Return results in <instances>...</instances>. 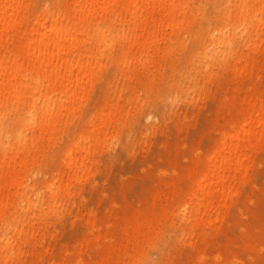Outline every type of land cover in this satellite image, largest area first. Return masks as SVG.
I'll return each instance as SVG.
<instances>
[{
  "label": "rangeland",
  "instance_id": "374dc122",
  "mask_svg": "<svg viewBox=\"0 0 264 264\" xmlns=\"http://www.w3.org/2000/svg\"><path fill=\"white\" fill-rule=\"evenodd\" d=\"M179 1L181 22L157 24L148 48L126 50L114 24L81 102L53 134L33 138L0 210V247L23 246L16 264H264V141L211 222L194 234L184 218L245 99L253 88L264 96V55L251 73L244 67L251 40L240 26L231 52L206 59L209 34L232 22L236 0ZM18 122L6 119L10 135Z\"/></svg>",
  "mask_w": 264,
  "mask_h": 264
},
{
  "label": "bare ground",
  "instance_id": "6f19581e",
  "mask_svg": "<svg viewBox=\"0 0 264 264\" xmlns=\"http://www.w3.org/2000/svg\"><path fill=\"white\" fill-rule=\"evenodd\" d=\"M34 2L0 0V152H4L0 210L34 149L30 147L33 138L53 134L91 86L103 48L112 44L114 24L123 27L115 36L122 38V46L128 50L137 42L140 47L152 46L157 24L181 22L175 18L179 0H49L37 10ZM234 6L232 22L230 14L223 27L209 34L212 48L206 47L204 56L210 60L217 53L231 52L242 26L251 40L246 50L250 55L243 59L251 73L264 55V0H236ZM131 25L124 33V26ZM253 91L242 104L240 127L233 134L222 135L190 191L184 218L194 234L222 208L237 176L247 169L252 152L264 141V96L255 88ZM11 114H16L19 122L10 135L5 122ZM229 122L233 125V120ZM8 149L18 154L9 157ZM61 189L69 193L68 185ZM49 190L55 196L54 187ZM18 230L21 233L20 226ZM27 234L25 231L21 239ZM7 241L0 247V264H16L12 258L22 253L23 246Z\"/></svg>",
  "mask_w": 264,
  "mask_h": 264
}]
</instances>
